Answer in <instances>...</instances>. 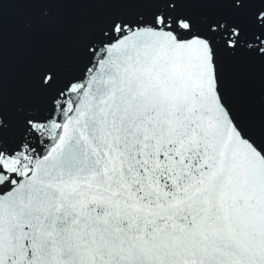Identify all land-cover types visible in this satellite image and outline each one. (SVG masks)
<instances>
[{
	"label": "snow or ice",
	"instance_id": "obj_1",
	"mask_svg": "<svg viewBox=\"0 0 264 264\" xmlns=\"http://www.w3.org/2000/svg\"><path fill=\"white\" fill-rule=\"evenodd\" d=\"M0 264H264V0H0Z\"/></svg>",
	"mask_w": 264,
	"mask_h": 264
}]
</instances>
